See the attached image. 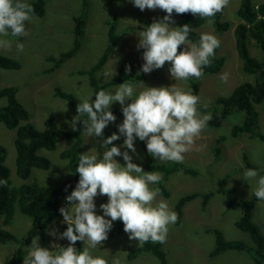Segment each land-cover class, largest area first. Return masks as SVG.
Here are the masks:
<instances>
[{
    "label": "rangeland",
    "instance_id": "1",
    "mask_svg": "<svg viewBox=\"0 0 264 264\" xmlns=\"http://www.w3.org/2000/svg\"><path fill=\"white\" fill-rule=\"evenodd\" d=\"M30 0H26L29 2ZM264 0H254L259 3ZM240 0H229L224 8L222 19L229 21L231 27L218 33L209 18L197 28L202 33H211L221 42L219 53L224 56L225 62L220 72L204 74L197 80L199 87V103L210 105L220 95H228L231 90L244 80H253V75L247 74L242 69V62L235 47L233 29L237 24L236 10ZM33 18L27 22V35L22 40L16 37H0L8 39L11 47L2 48L0 52L20 62L16 69H5L0 67V88L15 85L18 87L17 96L20 102L29 110L30 121L39 128L46 127L45 121L53 117L60 127L70 128L71 121L77 115V107L71 105L67 100L55 95V89L72 93L78 101L90 98L94 101V88L90 84L88 71L95 65L108 45V27L110 23H116L117 31L121 35L120 40L110 53L105 64L96 71L95 77L99 83L106 82L116 76L121 65L130 62L133 65L131 75L143 77V83L148 87H175L191 92V78L187 81H175L170 77L169 64L166 62L161 69H154L150 73L141 71L144 63L142 53L144 49L138 48L139 31L146 28L154 21L161 20L166 12L161 9L141 11L135 7L132 0H46V11L43 16L32 14ZM84 17L85 27L80 36L79 47L76 53L54 71H46L52 65L47 56H58L74 46L77 25L76 17ZM172 26L178 27L180 14L175 11L172 14ZM116 31V32H117ZM17 43H22L24 49L18 52ZM250 51L253 55H260V50L250 43ZM107 73V75H105ZM226 79H222L225 77ZM136 92L143 90L138 84H132ZM119 84L104 89L113 93ZM126 100L125 104L130 103ZM6 103L5 97H0V106ZM122 109L119 102H113L109 110ZM258 115L253 124L256 132L264 134V105H257ZM201 116L210 115V112L199 111ZM115 122L107 125L108 136L114 132L118 133V125L123 122V113L115 115ZM247 117L244 112H231L220 126H209L202 130L199 137L195 139L192 149L184 154V165L193 168L196 173L176 171L163 178L162 171L153 170L161 175L158 183L150 184L151 189L159 188L156 202L164 200L171 210L175 211V205L180 197L196 192V198L185 203L183 214L178 224L169 225L166 242L163 249L169 264H255L249 253L243 249L228 248L217 255L211 252L216 246L215 230L221 231L227 240H241L247 245L252 244L249 232L236 225V221L243 215V207L237 201H247L253 198L252 190L257 186L256 179L249 181L243 179L244 172L248 169L246 163L258 167L259 175H264V140L258 136L250 137L242 134L232 136L231 129L236 124H242ZM84 128V126H83ZM81 130L82 143L80 154L88 151L89 154L97 150L102 158L103 147L101 142L107 138L89 137ZM16 130L9 129L0 123V143L7 149L6 164L11 168L12 185L22 182L37 181L51 187L61 185L67 180H72L74 174L69 168L67 159L60 157L61 152L68 147L72 140H60L53 150H44L42 153L50 158L48 169L34 167L30 177L26 180L19 178L16 174ZM123 135L113 144L121 148V152L128 151L132 156L133 163L141 164L149 156L142 148L139 138L134 140L136 152L123 147ZM111 147V145H109ZM116 159L122 166L126 164L122 156ZM167 162V161H163ZM260 170V171H259ZM150 172V171H146ZM219 189H223L220 192ZM164 190L168 195L164 194ZM213 192L205 205L202 207L203 194ZM96 214L103 215L100 208L102 203L108 202V197L98 195L94 198ZM64 201L62 206H67ZM110 219L109 217H106ZM253 221L259 226L264 234V200H258L253 209ZM117 222L113 221L110 231L117 229ZM63 216L53 220L48 226V232L55 229L60 233L63 224ZM31 225V218L23 214L19 208L10 225L5 226L18 238L26 234ZM120 231V232H119ZM108 235V239L95 249H90L91 254L108 259L111 264L119 260L120 264H160L159 259L152 253L141 251L135 258L129 259L128 253L131 249H137L138 241L129 240V236L121 229ZM82 242V241H81ZM41 247L55 250L54 244L61 245V239L50 235V242L43 243L38 239ZM69 242L65 241L67 247ZM84 247V243L82 242ZM17 245L13 241L0 243V264L13 263L14 250Z\"/></svg>",
    "mask_w": 264,
    "mask_h": 264
},
{
    "label": "clouds",
    "instance_id": "2",
    "mask_svg": "<svg viewBox=\"0 0 264 264\" xmlns=\"http://www.w3.org/2000/svg\"><path fill=\"white\" fill-rule=\"evenodd\" d=\"M132 2L141 11L158 8L166 12L161 20L154 21L137 34V47L144 49L141 71L150 73L170 62V77L175 81L190 78L200 80L204 67L211 64L220 40L211 33H202L198 43L191 42L188 38L191 31L189 25L172 26V14L174 11L176 14L191 13L210 19L223 11L229 0ZM33 12L26 0H0V37L26 36L25 22L32 20ZM182 45L183 50L178 51ZM9 47L10 40L0 38V49ZM16 47L18 52L24 49L22 43H17ZM126 71H131L130 66L126 67ZM222 79H226V76ZM140 86L143 90L137 93L132 84L123 82L114 94L100 90L95 93L94 101L91 96L77 104V115L66 122L73 131L77 130V122H82L83 132L88 138L102 137L109 122H115L116 117L109 110L113 102L120 103L123 122L117 126L118 133L114 132L102 140V158L97 150L92 154L83 152L78 158L75 171L79 173L78 183L66 196L68 205L59 209L63 222L68 226L62 233L58 234L55 229L49 233L58 235L60 239L66 238L68 246L54 244L55 250H49L41 247L39 237H36L26 249L23 264H108L104 258L94 257L90 249L97 248L108 239L116 220L123 222L129 240H137L138 247H143L149 241L166 242L169 225L177 222L178 214L164 200L154 203L160 190L151 189L149 185L158 183L161 175L144 171L141 165L133 163L128 151L121 152L113 141L123 135L122 146L135 153L134 140L139 138L146 141L147 152L156 160L182 163L184 154L192 149L195 139L212 117L201 116L197 108L200 98L191 92L174 85L148 87L142 81ZM126 100L131 102L125 104ZM117 156H122L126 164L122 166L114 159ZM243 179L248 183L256 179L257 186L252 194L258 200H264V175L250 168L244 172ZM6 184V180H0V186ZM98 195L108 197V202L100 205L103 215L95 211L94 198ZM77 241L84 243L82 251L74 247ZM113 264H120V261L114 260Z\"/></svg>",
    "mask_w": 264,
    "mask_h": 264
},
{
    "label": "trees",
    "instance_id": "3",
    "mask_svg": "<svg viewBox=\"0 0 264 264\" xmlns=\"http://www.w3.org/2000/svg\"><path fill=\"white\" fill-rule=\"evenodd\" d=\"M29 3L34 9V14L43 16L46 11V0H30ZM222 13L216 14L210 18L213 26L218 33L228 30L231 27L229 21L222 19ZM238 17L237 24L233 29L235 37V47L238 52L239 58L242 62V69L250 75H253V80H244L237 84L228 95H220L216 101L210 105L198 103V111L210 112L211 120L207 125L220 126L223 121L228 118L231 112H244L247 113L242 124H236L231 129V134L237 137L242 134H247L250 137L258 136L264 140V134L256 132L253 124L257 118L258 110L257 105H264V1L259 3L254 0H240L239 7L236 10ZM205 18L193 15L191 13L180 14V22L178 26L188 24L191 31L189 33V40L193 43L199 42L201 33L197 28L204 23ZM77 25L75 28L76 39L74 46L68 51L60 53L58 56H47V60L52 62V65L46 71H54L60 67L64 62L71 58L79 47L80 36L86 25L84 17H76ZM25 22V28L27 27ZM117 31L116 23H110L108 27V45L104 53L88 71H81V73L88 72L90 74V84L94 88L95 93L104 90L109 86L121 83L138 84L143 81L142 76H132L130 73L133 70V65L126 62L121 65L116 76L112 77L106 82L99 83L94 76L96 71L99 70L107 61L110 53L113 51L115 45L121 38ZM24 36L16 37L22 40ZM260 50V55H253L250 51V43ZM220 46L215 49V56L211 58L212 62L209 66L204 67V74H211L220 72L225 59L219 53ZM184 46H180L178 51H182ZM20 66V62L12 57L6 56L0 52V67L5 69H16ZM130 66L131 71H126V67ZM170 67V64H169ZM191 93L199 96V87L197 80L191 78ZM18 87L15 85H8L0 88V97L6 98V103L0 106V123H3L7 128L16 130L15 148H16V174L19 178L26 180L30 177L34 167L48 169L50 167V158L48 155L42 153L44 150H53L57 142L60 140H72L71 144L66 147L60 154V157L67 159L69 168L74 174L72 180H67L59 186L51 187L41 184L37 181L22 182L12 185L11 168L6 164L7 149L0 143V180H6L5 186H0V243L13 241L17 245L12 257L13 263L23 264L26 249L31 244L32 239L39 237L43 243L50 242V234L48 226L53 220L61 217L59 212L60 207L66 200V196L71 193L79 180V173H76V166H78V158L80 156V147L82 143L81 130L83 128L82 122H77V130L73 131L72 128H62L53 117H48L45 121L46 127L39 129L35 127L30 121L31 114L29 110L20 102L17 96ZM55 95L61 97L71 105L76 106L79 102L72 93L66 92L61 88L55 89ZM114 115L122 113V109L110 110ZM105 136L108 137L107 126L104 129ZM142 148L149 155L146 149V141H142ZM144 171H162L163 178H166L171 173L176 171H184L195 174L196 171L184 165L183 163L176 162H156L149 156L146 160L139 164ZM248 169H255L258 167L246 163ZM260 171V170H259ZM264 172V169L262 170ZM223 192V189H219ZM164 194L168 195L164 190ZM213 192L203 194L202 207L208 203L209 198ZM199 196L198 193L192 192L186 194L178 200L175 205V212L178 214V224L182 217L183 207L186 202ZM257 198L247 201L239 200L237 203L243 207V215L236 221V225L241 229L249 232L252 244L247 245L241 240H227L223 237L220 230L216 229V246L211 252L212 255H217L228 248L243 249L253 258L255 264H264V234L261 232L259 226L253 221V209ZM31 218V225L24 236L18 238L12 232L5 229L12 223L16 208ZM122 221L118 220L117 229L113 230L114 233L121 229ZM67 223H63L60 228V233L66 230ZM120 232V231H119ZM118 232V233H119ZM114 233L110 231L108 235L113 236ZM65 241L69 242L66 238L61 239V246H64ZM65 247V246H64ZM78 251L83 250L82 242L77 241L74 245ZM141 251H146L154 254L160 264H169L163 244L151 241L146 242L143 247L131 249L128 253V258H135ZM108 264L111 262L104 258Z\"/></svg>",
    "mask_w": 264,
    "mask_h": 264
},
{
    "label": "crops",
    "instance_id": "4",
    "mask_svg": "<svg viewBox=\"0 0 264 264\" xmlns=\"http://www.w3.org/2000/svg\"><path fill=\"white\" fill-rule=\"evenodd\" d=\"M74 107H76V106H74Z\"/></svg>",
    "mask_w": 264,
    "mask_h": 264
}]
</instances>
